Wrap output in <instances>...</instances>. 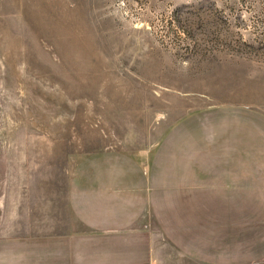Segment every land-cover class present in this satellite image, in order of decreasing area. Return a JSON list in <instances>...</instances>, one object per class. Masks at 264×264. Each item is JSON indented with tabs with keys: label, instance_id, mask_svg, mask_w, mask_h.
<instances>
[{
	"label": "rangeland",
	"instance_id": "374dc122",
	"mask_svg": "<svg viewBox=\"0 0 264 264\" xmlns=\"http://www.w3.org/2000/svg\"><path fill=\"white\" fill-rule=\"evenodd\" d=\"M225 113L260 119L230 152L259 148L264 0H0V264L78 229L67 186L86 157H151Z\"/></svg>",
	"mask_w": 264,
	"mask_h": 264
},
{
	"label": "crops",
	"instance_id": "0c3cea01",
	"mask_svg": "<svg viewBox=\"0 0 264 264\" xmlns=\"http://www.w3.org/2000/svg\"><path fill=\"white\" fill-rule=\"evenodd\" d=\"M237 122L182 124L151 157H86L67 186L78 229L48 234L39 250L19 240L11 264H264V137L230 152Z\"/></svg>",
	"mask_w": 264,
	"mask_h": 264
}]
</instances>
